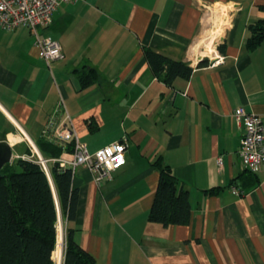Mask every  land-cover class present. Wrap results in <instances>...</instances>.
Instances as JSON below:
<instances>
[{
	"label": "crops",
	"instance_id": "obj_1",
	"mask_svg": "<svg viewBox=\"0 0 264 264\" xmlns=\"http://www.w3.org/2000/svg\"><path fill=\"white\" fill-rule=\"evenodd\" d=\"M260 19L264 0L62 1L41 29L62 47L49 65L29 28L0 26V140L12 149L9 164L39 139L55 141L58 127L89 152L127 142L110 179L97 184L86 167L73 171L78 200L68 225L95 264H264V166L245 170L243 124L233 115L243 106L264 120V39L247 45ZM211 32L207 52L201 37ZM145 48L187 62L191 74L166 84ZM92 69L96 80L82 85L79 75ZM157 157L188 190L186 224L148 218Z\"/></svg>",
	"mask_w": 264,
	"mask_h": 264
},
{
	"label": "trees",
	"instance_id": "obj_2",
	"mask_svg": "<svg viewBox=\"0 0 264 264\" xmlns=\"http://www.w3.org/2000/svg\"><path fill=\"white\" fill-rule=\"evenodd\" d=\"M251 28L249 47L264 39V19ZM218 49L222 51L221 45ZM144 56L155 76L169 85L178 77L188 78L193 70L187 62L172 59L151 48L144 49ZM206 63L204 58L198 66ZM79 77L85 86L94 82L97 75L92 69ZM36 144L42 157L48 159L50 178L32 152L0 169V264H56L58 213L65 223L61 264H95L94 256L74 239V230L68 225L76 214L78 200V190L72 186L73 170L53 160L71 154L74 140H68L62 146L57 141L41 138ZM152 164L159 176L149 220L163 225L188 223L191 217L188 190L160 157Z\"/></svg>",
	"mask_w": 264,
	"mask_h": 264
},
{
	"label": "built area",
	"instance_id": "obj_3",
	"mask_svg": "<svg viewBox=\"0 0 264 264\" xmlns=\"http://www.w3.org/2000/svg\"><path fill=\"white\" fill-rule=\"evenodd\" d=\"M62 1L77 0H0V26L7 30L20 26L29 28L35 44L39 47L40 55L49 65L51 61L63 56L62 47L50 35L41 34V29L50 25L56 7ZM233 115L238 123L243 124L244 129L238 151L242 164L245 169L257 172L264 166V120L258 114L246 111L243 106L236 107ZM54 131L55 141L64 146L68 140L73 139L74 149L68 156L61 155L53 160H57L60 166L70 167L73 171L78 166L86 167L97 184L110 179L112 173L125 163L127 142L124 138L89 152L86 145L80 142L69 128L58 127ZM32 147V153L49 175L48 159L43 158L36 147ZM217 161L221 164L220 157ZM231 189L236 194L242 192L235 186ZM59 234L64 248L65 225L60 218L57 220V237Z\"/></svg>",
	"mask_w": 264,
	"mask_h": 264
},
{
	"label": "rangeland",
	"instance_id": "obj_4",
	"mask_svg": "<svg viewBox=\"0 0 264 264\" xmlns=\"http://www.w3.org/2000/svg\"><path fill=\"white\" fill-rule=\"evenodd\" d=\"M215 35H216V32H211L210 34H208V36L206 35L204 37H201L202 38L201 43L206 45L208 42H211L213 44ZM206 51H208V50H206ZM48 177L50 178L49 175H48ZM64 225H65V223H64ZM61 241H62V237H61V234H59L58 239H57V245H56L57 246L56 264H61V261H62V253H63L64 248H61Z\"/></svg>",
	"mask_w": 264,
	"mask_h": 264
},
{
	"label": "water",
	"instance_id": "obj_5",
	"mask_svg": "<svg viewBox=\"0 0 264 264\" xmlns=\"http://www.w3.org/2000/svg\"><path fill=\"white\" fill-rule=\"evenodd\" d=\"M11 156H12V149H11L10 145L4 140H0V169L6 163L10 162ZM51 187H52V190H53V193L55 196V190H54V186H53L52 182H51ZM55 198H56V196H55Z\"/></svg>",
	"mask_w": 264,
	"mask_h": 264
},
{
	"label": "bare ground",
	"instance_id": "obj_6",
	"mask_svg": "<svg viewBox=\"0 0 264 264\" xmlns=\"http://www.w3.org/2000/svg\"><path fill=\"white\" fill-rule=\"evenodd\" d=\"M207 44H208L207 46L209 48L207 52H212L213 51V45H212V43L211 42H208ZM61 248H62V241H61Z\"/></svg>",
	"mask_w": 264,
	"mask_h": 264
}]
</instances>
